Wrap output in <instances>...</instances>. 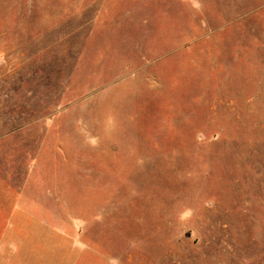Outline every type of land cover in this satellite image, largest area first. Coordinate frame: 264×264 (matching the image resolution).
Masks as SVG:
<instances>
[{
	"label": "rangeland",
	"instance_id": "rangeland-1",
	"mask_svg": "<svg viewBox=\"0 0 264 264\" xmlns=\"http://www.w3.org/2000/svg\"><path fill=\"white\" fill-rule=\"evenodd\" d=\"M249 97L264 0H0V264H264L208 231Z\"/></svg>",
	"mask_w": 264,
	"mask_h": 264
},
{
	"label": "crops",
	"instance_id": "crops-1",
	"mask_svg": "<svg viewBox=\"0 0 264 264\" xmlns=\"http://www.w3.org/2000/svg\"><path fill=\"white\" fill-rule=\"evenodd\" d=\"M244 101L245 105H250V112L242 114L234 112L235 107L232 108L233 118L230 119L228 115L227 124H220L218 132L211 137L212 142H219L224 146L211 150V153L216 155L210 170L211 190L215 185L218 171L222 170L218 160L221 157L223 160L226 158L227 172L229 176H232L230 184L234 188L237 202L234 206L230 203L231 189L223 200L216 195V190L214 194L213 191L211 193L212 211L210 210L208 231L211 243L217 249L231 247L229 240L231 241L232 231H229V228H232V224L233 232L236 234L232 238L236 242L235 246L242 241H251L257 232L261 247L264 249V108L262 107L264 99L249 97ZM246 115L249 118H245ZM201 138H204L203 134ZM190 215L187 212L182 214V217L187 218ZM253 222L259 225L252 228Z\"/></svg>",
	"mask_w": 264,
	"mask_h": 264
}]
</instances>
